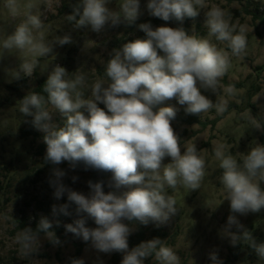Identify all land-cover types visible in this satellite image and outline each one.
<instances>
[{
    "label": "clouds",
    "instance_id": "clouds-1",
    "mask_svg": "<svg viewBox=\"0 0 264 264\" xmlns=\"http://www.w3.org/2000/svg\"><path fill=\"white\" fill-rule=\"evenodd\" d=\"M112 2L75 0L65 17L71 29L46 39L35 0L23 4L4 0L3 7L12 18L23 17L0 42V53L19 54L11 80L31 78L41 58L53 54L57 58V47L76 42L72 32L88 29L99 34L121 24L136 25L143 14L141 0H122L115 8L109 6ZM144 7L150 16L166 23L136 25L144 37L108 52L106 79H95L89 85L84 74L70 77L66 67L54 63L42 92L29 91L19 99L22 122L42 134V159L50 166L48 183L53 197L59 201L66 196V202L51 206V218L40 214L35 229L25 226L17 231L15 243L22 260H38L44 241L53 248L64 246L55 231L63 216L71 218L63 224L65 234L85 243L86 252L119 253L120 264H145L149 258L156 264H181L178 253L159 237L131 247L129 243L139 226L160 227L177 215V201L168 189L197 191L205 176L206 161L197 145H182L173 127L179 108L166 102L175 101L186 115L200 116L213 108L217 115L227 112L226 99L214 102L203 93L218 95L231 57L244 54L248 40L244 26L237 28L225 10L210 7L206 0H147ZM201 10L206 37L183 27L185 19L195 21ZM170 21L177 26H170ZM224 91L235 95L232 85ZM247 121L250 129L264 132V122L250 109ZM213 153L230 212L219 235L233 248L247 247L264 261V240L238 218L264 212V144L255 140L240 160L226 152L223 144L215 146ZM77 171H93L102 178L87 180L85 194L65 183L66 178L77 183L78 175L69 176ZM208 259L210 264H224L218 248L208 252ZM68 264H86V260L69 257Z\"/></svg>",
    "mask_w": 264,
    "mask_h": 264
},
{
    "label": "rangeland",
    "instance_id": "rangeland-1",
    "mask_svg": "<svg viewBox=\"0 0 264 264\" xmlns=\"http://www.w3.org/2000/svg\"><path fill=\"white\" fill-rule=\"evenodd\" d=\"M27 0H20L26 3ZM39 5L37 12L44 19V33L46 39H53L57 35H63L71 29L66 21V15L70 14L71 3L75 0H35ZM122 0H113L109 6L115 8ZM147 0H141L142 15L136 25L144 22L157 21L153 26H159L166 22L152 17L146 8ZM211 6H218L225 10L231 23L237 28L244 26L248 46L240 57H231V67L222 78L218 95L204 92L214 102L219 99L228 101V111L223 115H217L213 108L207 113H202L198 123L186 124L175 119L173 127L182 138V145L196 144L199 154L206 161V170L201 186L197 191L178 187L176 190L168 189L177 201L178 213L170 221L156 227L153 224L141 226L145 231V239L150 240L159 237L166 246L173 248L181 259V264H210L208 252L213 248L219 249V255L224 264H264L259 261L254 251L242 246L238 259L233 260L230 250L233 248L227 239H221L219 232L227 222L229 203L225 200L223 186L219 182L221 170L216 160L213 148L217 145H225L226 152H230L237 160L247 152L248 147L260 142L262 131L250 129L247 121L249 90L260 87V91L252 98L256 105L259 117L264 120V0H206ZM4 0H0V42L18 24L21 17L12 18L3 7ZM204 10L195 21L185 19L188 22L189 33L198 37H206L207 29L204 27ZM176 27L175 23L167 22ZM136 25L125 26L121 24L116 28H107L102 33H95L88 29L72 32L76 41L72 45L57 47L55 54L41 58L35 68L34 75L23 77L20 80H11V72L19 64V54L0 53V264H68L69 257H74L76 251L81 248L80 257H84L86 264H120L122 255L96 253L89 249L81 240L75 239L70 233L65 234L64 223H70L71 218L59 217L61 226L55 228L57 235L65 241L61 248H53L47 241L43 243V249L38 260H22L18 255V246L15 243L17 231L25 226L36 227L40 214L51 218V206L66 202V196L62 200L53 197V188L49 186L48 177L50 166H45L43 154L45 145L40 142L41 133L38 136L23 138L21 130L29 124L23 123L24 117L19 113V99L27 92L34 91L37 83L42 78H47V72L54 63L66 67L69 76L82 73L87 77L90 85L95 79H106L104 66L108 60V52L120 47L123 43L135 38H143L144 33ZM214 43L226 48L225 44H219L214 38ZM240 83L241 87H235V95H228L224 91L228 84ZM178 113H183V108ZM166 106V105H161ZM103 107V105H100ZM251 110V109H250ZM253 116H255L251 110ZM59 120V117H56ZM167 159L165 163H167ZM67 168V164L61 165ZM78 175L79 181L72 184L66 178L65 183L73 189L85 194L89 191L86 181H96L102 177L93 171L70 172L69 176ZM106 178V177H103ZM107 190V189H106ZM30 217H36L30 220ZM242 224L249 228L258 239L264 240V212L249 214L246 217H238ZM90 226H94L89 221ZM235 230V229H233ZM136 234V233H135ZM133 234L132 236H134ZM130 247L135 244L129 239ZM145 264H156L149 258Z\"/></svg>",
    "mask_w": 264,
    "mask_h": 264
},
{
    "label": "trees",
    "instance_id": "trees-1",
    "mask_svg": "<svg viewBox=\"0 0 264 264\" xmlns=\"http://www.w3.org/2000/svg\"><path fill=\"white\" fill-rule=\"evenodd\" d=\"M151 24H156L157 21H150ZM175 23V25L177 26V23L175 21H172ZM183 27L189 31V25H188V22L184 23L183 24ZM46 78H42L38 81L37 83V87L35 88V90L33 92H42V88H43V83L45 81ZM228 85H232V86H236V87H241L242 85L240 83H235V82H232ZM260 91V87H254L252 86V89L249 90L248 94H247V97H248V108L252 110L253 114L255 115V117H257L258 119H260L262 122H264V120H262L259 115H258V109L256 107L255 104H253L251 102L252 98L256 95L257 92ZM176 119L181 121V122H184L186 124H193V123H198L199 122V118L197 115H186V114H183V113H177V116H176ZM21 136L23 138H28L30 136H38V133L35 129H33L30 125H28L26 128L22 129L21 130ZM260 142L262 144H264V132L261 133L260 135ZM135 245H137L138 243H140L141 241H144L145 239V231L143 230V228L141 226H139V231L136 232V234L134 236H131L129 238ZM259 240H263V239H259ZM242 247L241 246H238L236 248H232L230 250V253H231V256H232V259L233 260H237L238 259V256H239V253L241 251ZM251 250V249H249ZM81 252H82V249L79 248L77 251H76V254L74 255V257H80L81 255Z\"/></svg>",
    "mask_w": 264,
    "mask_h": 264
}]
</instances>
